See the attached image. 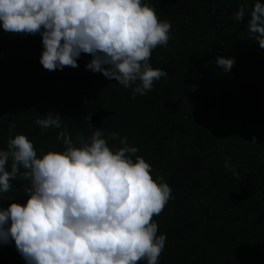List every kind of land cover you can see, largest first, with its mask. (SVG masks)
Returning a JSON list of instances; mask_svg holds the SVG:
<instances>
[{
	"label": "trees",
	"instance_id": "16d2710c",
	"mask_svg": "<svg viewBox=\"0 0 264 264\" xmlns=\"http://www.w3.org/2000/svg\"><path fill=\"white\" fill-rule=\"evenodd\" d=\"M0 264H264V0H0Z\"/></svg>",
	"mask_w": 264,
	"mask_h": 264
}]
</instances>
